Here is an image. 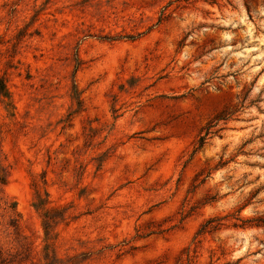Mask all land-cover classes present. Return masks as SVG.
<instances>
[{"label": "rangeland", "instance_id": "rangeland-1", "mask_svg": "<svg viewBox=\"0 0 264 264\" xmlns=\"http://www.w3.org/2000/svg\"><path fill=\"white\" fill-rule=\"evenodd\" d=\"M0 79V264H264V0H0Z\"/></svg>", "mask_w": 264, "mask_h": 264}, {"label": "trees", "instance_id": "trees-1", "mask_svg": "<svg viewBox=\"0 0 264 264\" xmlns=\"http://www.w3.org/2000/svg\"><path fill=\"white\" fill-rule=\"evenodd\" d=\"M6 96H7V90L5 88V83L2 81V79H0V97H6ZM203 142H204V137H200L198 146L196 147V149L199 148L203 144ZM235 218L239 221H242L241 224H238V223L234 224L235 226H239V227H243L244 222L246 221L250 222L248 226L264 225V216H255L252 218H243V217L236 216ZM220 220H222L221 216H215V217L208 218L204 223L201 224L200 228L197 230V234H204L206 232H210L212 230L217 229L218 226L222 224ZM187 260H188V263L191 262L190 257H188Z\"/></svg>", "mask_w": 264, "mask_h": 264}]
</instances>
